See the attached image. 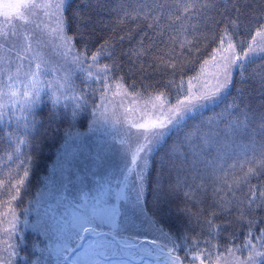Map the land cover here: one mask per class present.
Segmentation results:
<instances>
[{
    "label": "snow or ice",
    "instance_id": "snow-or-ice-1",
    "mask_svg": "<svg viewBox=\"0 0 264 264\" xmlns=\"http://www.w3.org/2000/svg\"><path fill=\"white\" fill-rule=\"evenodd\" d=\"M65 7L66 0H41L39 3L37 0H15V2L8 0L0 5V15L3 16V22L0 23V76H6L8 81L6 85L0 81V121L7 118L16 123L17 129L9 133L10 137L20 129V121H23L24 136L17 137V144L27 143V136L36 126L35 113L41 104V93L45 87L54 107L60 104L61 99L66 102L71 101V105L64 103L63 108L67 118L75 121L83 111L87 110L86 89L89 81L97 83L101 86L99 89L101 104L93 105V123H96L97 108L103 109L99 112V118L105 122L110 120L113 128L118 125L122 128L127 120V116L121 120L122 114H117L113 110L110 115L108 111V105L113 104L108 95L110 91L113 96L130 95L121 83L122 77L114 84L109 83L113 79L110 75L113 66L101 64L102 59H110L114 54L111 41L105 40L90 55L87 48L83 51L76 50L74 37L66 33ZM156 8L161 11L157 12L155 17L151 15L155 9L149 8L147 12L141 11L132 18L139 19L142 16L146 21L154 19L158 27L159 19L163 14V5L157 2ZM195 8V0H184L183 13H189ZM41 10L44 16L54 21V26L52 23L41 21L35 23L34 28L29 30L28 25L33 22L34 17H38ZM125 15L127 16L128 13L126 12ZM169 18L171 19V16ZM176 19L179 20L180 17L176 16ZM229 24L235 28L237 20L231 19ZM148 26L153 27V24ZM37 31L41 33L40 36L37 35ZM42 35L49 36V39L44 41ZM171 42L173 45L177 43L178 37H172ZM179 42L181 48L185 47V43H192L187 37ZM46 46H53L59 50L57 54L77 69L79 77L83 78L81 80L83 88L77 87L71 73L55 75L59 69L45 58L43 48ZM146 51L141 42V49L133 54L139 56ZM217 53L221 55L223 62L216 65L217 68L222 69L223 80L218 77L214 89L193 91L195 85L192 80L198 79L193 77L188 80V87L185 90L184 81L181 79L176 85L175 103H168L166 106L162 99L165 93L155 97L150 96L151 107L158 114L153 119L129 125V129L134 128L139 133L136 136L134 150L131 141L126 142L121 138L119 142L125 154L132 150L131 164L136 166L137 171L131 184L128 176L123 173H121L122 179L107 174L97 178L96 173H93V177L89 179L76 173L77 182L70 181L71 186L63 182L65 177H61L55 189L56 195L52 197L55 201L54 205L49 204L44 211L45 218H38L37 224L33 225L34 230L43 234L47 243L45 247L36 249L41 256L39 261H31V264H195L196 261L205 264V260L209 261V264H220V256L213 261L212 253V248L218 245L209 246L210 241L206 240L204 241L206 247L200 248L198 240L187 236L177 237L165 232L144 214L141 207L149 156L154 149L165 143L166 138L173 131L183 133V139H178L168 150L169 162L177 170V181L173 190H178L182 186L191 187L189 180L193 182L197 179L203 180L204 174H208L214 176L215 182L222 185L214 189V194L223 193L217 198V205L221 210H226L228 207L239 210L244 204V201L234 204L229 198V193L235 196L234 188H239L242 182L246 183L247 177L255 175L259 170L249 168L244 177L235 178L229 183L226 174L216 175L218 171L222 172V169L217 167V162L227 154L231 144L235 143V138L248 131L252 119L248 112L240 110L234 102L206 118L203 117L202 110L209 104L222 102L225 90L231 83L234 68L243 75L246 62L251 63L257 54H264V24L259 25L255 34L251 36L246 50L242 51H238L233 33L225 26L219 36V47L212 55L213 61L216 60ZM159 59L164 62L163 57ZM208 63V60L204 61L205 65ZM168 67L175 69L176 64L168 63ZM49 76H52V79H47ZM261 80L264 81V74L261 75ZM16 84H22L23 91L15 87ZM5 87L7 91L4 90ZM17 105L22 113L20 117L15 116ZM198 113L199 119H197ZM260 128L264 131V117H261ZM129 134L130 132L126 130L125 135ZM67 135L74 142L73 134L69 132ZM259 149L264 157V143L259 145ZM62 160L61 171H71L72 161L64 157ZM127 171L131 172L132 169L127 168ZM28 175V169H25L23 178L19 179L17 184L23 185L24 178ZM52 183L57 181L53 180ZM14 187L16 195L12 196L13 200L17 199L21 190L20 187ZM45 187L47 188L48 185ZM246 196L249 215L258 199L260 205L257 206H264V190H257L252 186ZM136 209H139L140 213L136 215V219L140 220V216L144 215L145 219L141 224L148 223L155 238L149 240L145 236L141 239L138 234H130L137 225L129 213L135 215ZM243 216L244 213L241 212V218ZM206 223L210 234L218 227L211 220H207ZM255 223L256 221L252 219L248 221L249 231L240 245L234 248L226 247L225 250L232 257L230 264H264V251L260 250L264 249V229L253 235L252 228ZM12 235L13 233L9 232L10 238ZM8 247L12 249L9 258L16 256L28 264L29 258L19 256L14 245ZM245 252L246 256H244Z\"/></svg>",
    "mask_w": 264,
    "mask_h": 264
},
{
    "label": "trees",
    "instance_id": "trees-1",
    "mask_svg": "<svg viewBox=\"0 0 264 264\" xmlns=\"http://www.w3.org/2000/svg\"><path fill=\"white\" fill-rule=\"evenodd\" d=\"M157 2L163 5L158 27L154 19L146 21L142 16L139 19L132 18L141 11L147 12L149 8L155 9L151 13L155 17L161 11L156 8ZM195 3V9L183 13L184 0H66V33L74 37L76 50L83 51L87 48L89 55L105 40L111 41L114 54L110 59L101 60V64L113 66L110 74L113 79L110 83L114 84L122 77L121 83L128 93L140 94L134 95L138 100L149 103L150 96L165 93L163 101L167 104L175 103L176 85L181 79L186 90L188 80L198 77L192 80L195 85L193 91L204 90L203 74L208 68L204 61L212 62V55L219 47V36L225 26L233 33L238 51H242L246 49L259 25L264 24V0H195ZM176 16L180 19L177 20ZM231 19L237 20L235 28L229 24ZM149 24H153V27H149ZM172 37H178V42L174 45ZM185 37L192 43H185V47L181 48L179 41H184ZM141 42L147 51L139 56L134 55L135 51L141 49ZM160 57H163V63ZM168 63H175L176 68L168 67ZM262 74L264 54H258L251 63L246 62L243 75L234 68L222 102L209 104L202 110V115L206 118L234 102L240 110L248 112L252 119L248 131L236 137L227 154L217 162V167L222 172L218 171L216 175L226 174L229 183L235 178L244 177L249 168L259 170L255 175L248 176L246 183L242 182L239 188H234L235 196L229 193L234 204L244 201L239 210L233 207L221 210L217 205V198L223 193L214 194V189L222 185L208 174H204L203 180H189L191 187L182 186L173 190L177 170L169 162L168 150L178 139H183L182 132H171L165 143L153 150L145 172L141 203L144 214L165 232L198 240L200 248L206 247V240L210 241L209 246L218 245L212 248V253L213 261L220 256V264H230L232 257L225 249L242 243L249 231L250 219L256 221L252 228L253 235L264 229V206H257L260 205L258 199L249 215L246 196L252 186L257 190H264V157L259 149V145L264 143V131L260 128L261 117H264ZM73 79L78 88L84 87L80 77ZM86 90L87 110L75 121L67 118L63 106L59 104L54 107L51 100L42 95L41 104L35 113L36 126L27 136V143L17 144V137L24 136L23 121H20V129L11 137L9 133L17 129L16 123L7 118L0 121V264H9V261L11 264H25L24 260L16 256L9 258L12 251L11 248V251H6L9 245L16 247L19 256L28 257V264L34 260L39 261L41 253L36 249L45 247L47 241L40 231L31 229V224H37V221H27V226H24L22 218L29 210H37L39 201L49 189L45 185H48L49 172L57 161L56 150L70 141L67 135L69 132L73 135L83 132L92 118L93 105L101 103L99 88L91 90L89 86ZM15 116L21 115L15 112ZM199 117L198 113L197 119ZM25 169H28L29 175L24 178L23 185H18L17 181L23 178ZM14 186L21 189L15 200L12 199L16 195ZM241 212L244 213L243 218ZM11 217L20 223L10 225ZM207 220L218 226L211 234ZM13 225H16V229ZM147 226L149 229L145 225L144 233L146 231L149 239H152L150 236L155 238L150 225ZM9 232L13 233L11 238ZM246 255L245 252L244 256ZM195 264H199V261ZM205 264H209V261L205 260Z\"/></svg>",
    "mask_w": 264,
    "mask_h": 264
},
{
    "label": "rangeland",
    "instance_id": "rangeland-1",
    "mask_svg": "<svg viewBox=\"0 0 264 264\" xmlns=\"http://www.w3.org/2000/svg\"><path fill=\"white\" fill-rule=\"evenodd\" d=\"M5 2H8V0H0V5L4 4ZM13 2H15V0H13ZM37 2L39 3L41 2V0H37ZM41 21L45 23H52L54 26V21H50L48 17L44 16L43 11L41 10L38 13V17H34L33 22L28 25L29 30H32L34 28L35 23H39ZM2 22L3 16L0 15V23ZM37 35L40 36L41 33L37 31ZM42 39L44 41H47L49 39V36L42 35ZM58 51L59 50L55 49L53 46H46L43 48V54L45 58L48 59L52 65L56 66L59 69V71L55 73V75L62 76L65 73H71L73 75V78L79 77L77 69L72 64L66 63L63 58L57 54ZM218 63H223L221 60V55L219 53L216 54L215 61L212 60L211 63H208V68L203 74V80L205 83H203L202 86L204 90L214 89L218 82V77L220 80H223L222 69H219L216 66ZM233 71L234 69L232 70V72ZM47 79H52V76H49ZM80 79L82 80L83 78L80 77ZM0 81H3L4 85L8 83L6 76H0ZM89 86H91V90L94 87H97L99 89L101 87L99 84L92 81H89L87 89L89 88ZM15 87L20 88L21 91H23L22 84H16ZM42 87H44L43 84ZM4 90L7 91V88L5 87ZM42 95L46 96L49 99V93L46 87L45 90L41 93V96ZM108 95L109 98L113 101V104L108 105L109 114L111 115L114 110L117 114H122L121 120H124V117L127 116V120L124 122L123 127L121 128V126L118 125L116 128H113L110 120L108 122H105L103 119H100L99 112L103 109L97 108V117L95 118L96 123H93L94 117L91 116L92 118L86 124L83 132H77L73 135L74 142L73 140L69 139L70 141L67 144L62 145V147H60L61 149L58 148V150H56L58 154L56 157L57 161H55L52 165L53 168L49 172V180L47 182L49 189L46 191L45 196H42V199L39 201L38 208L35 206L37 210L30 211L28 209L29 212L25 213V217L22 218V223L24 226H27V221L32 223V220L38 222V218H45V209L49 204L54 205L55 203L52 197L56 195L55 189L56 187H58V182L61 180L62 176L65 177L63 181L65 184H69L70 181L73 183L77 182L75 176L76 173H78L82 177H88L89 179L93 177V173L97 174V178L107 174L108 176H114L117 179H122L123 177L121 176V173H123L128 176L130 184L135 179L137 169L135 165L131 164V155L132 150H134L136 146V136H138V130L134 128L129 129V125L131 123H142L146 120L153 119L155 118L157 113L152 109L151 102L146 103L141 99L138 100L134 98V95L132 94L113 96L112 92L110 91ZM64 103H69V105H71V101L66 102L61 99L60 106H63ZM165 105L167 106V103H165ZM129 109L131 111H126ZM16 113L22 115L19 110V105H17ZM126 130L130 132L129 135H125ZM121 138H123L126 142H132V150H129L126 154L124 148L121 147L119 142ZM65 153H67L66 157ZM62 157L72 161L71 171H61V165L63 164ZM65 167L68 166L65 165ZM127 168H131L132 171L128 172ZM53 180L57 181V183H52ZM69 186L71 185L69 184ZM139 214V209L135 210V215H133L132 212L129 213V215L132 216L133 221L137 225V228H133L130 234H138L139 236H143L141 238H144L145 236L143 235V233L145 230V225L146 227H148V223L141 224V221L145 219V216L142 215L140 216V220H137L136 215ZM9 222L10 225L14 223H20V221H17L14 217H11ZM31 225V229H34L33 225L35 224ZM5 226H7V224ZM14 229L16 228L14 227ZM18 232L19 231H17V233ZM19 234H22V232H19ZM146 236H148L147 233ZM150 238L153 239V236H150ZM6 251H11V249L9 248Z\"/></svg>",
    "mask_w": 264,
    "mask_h": 264
}]
</instances>
